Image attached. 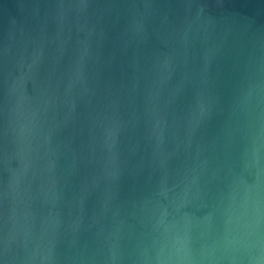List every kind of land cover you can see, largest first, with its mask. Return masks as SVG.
I'll return each instance as SVG.
<instances>
[{
  "label": "water",
  "instance_id": "1",
  "mask_svg": "<svg viewBox=\"0 0 264 264\" xmlns=\"http://www.w3.org/2000/svg\"><path fill=\"white\" fill-rule=\"evenodd\" d=\"M0 264H264V0H0Z\"/></svg>",
  "mask_w": 264,
  "mask_h": 264
}]
</instances>
